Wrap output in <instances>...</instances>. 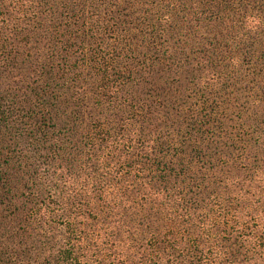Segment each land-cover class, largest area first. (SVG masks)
Segmentation results:
<instances>
[{"label": "trees", "instance_id": "trees-1", "mask_svg": "<svg viewBox=\"0 0 264 264\" xmlns=\"http://www.w3.org/2000/svg\"><path fill=\"white\" fill-rule=\"evenodd\" d=\"M0 264H264V0H0Z\"/></svg>", "mask_w": 264, "mask_h": 264}]
</instances>
